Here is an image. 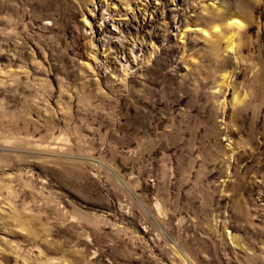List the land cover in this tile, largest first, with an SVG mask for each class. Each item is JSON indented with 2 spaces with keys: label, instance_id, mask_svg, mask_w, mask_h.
Listing matches in <instances>:
<instances>
[{
  "label": "rangeland",
  "instance_id": "374dc122",
  "mask_svg": "<svg viewBox=\"0 0 264 264\" xmlns=\"http://www.w3.org/2000/svg\"><path fill=\"white\" fill-rule=\"evenodd\" d=\"M0 264H264V0H0Z\"/></svg>",
  "mask_w": 264,
  "mask_h": 264
},
{
  "label": "bare ground",
  "instance_id": "6f19581e",
  "mask_svg": "<svg viewBox=\"0 0 264 264\" xmlns=\"http://www.w3.org/2000/svg\"><path fill=\"white\" fill-rule=\"evenodd\" d=\"M227 46H228V49L229 50H232L233 49V46H232V42L231 41H229V44Z\"/></svg>",
  "mask_w": 264,
  "mask_h": 264
}]
</instances>
